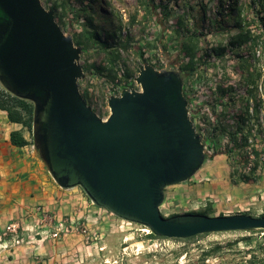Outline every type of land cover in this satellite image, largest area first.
<instances>
[{
  "label": "water",
  "instance_id": "obj_1",
  "mask_svg": "<svg viewBox=\"0 0 264 264\" xmlns=\"http://www.w3.org/2000/svg\"><path fill=\"white\" fill-rule=\"evenodd\" d=\"M82 49L41 0H0V84L34 106L33 143L55 183L158 238L264 231V217L165 218V190L191 180L207 155L178 68L145 65L101 118L81 94Z\"/></svg>",
  "mask_w": 264,
  "mask_h": 264
},
{
  "label": "rangeland",
  "instance_id": "obj_2",
  "mask_svg": "<svg viewBox=\"0 0 264 264\" xmlns=\"http://www.w3.org/2000/svg\"><path fill=\"white\" fill-rule=\"evenodd\" d=\"M41 1L47 10H52L55 3H67L68 14L64 23L58 24L64 33L73 36L74 42V36L81 33L86 15L91 11L98 16L97 24L103 40L107 39V31L122 26L123 31L117 33V39L131 42L129 51L122 52V64L136 73L135 78L145 65H151L158 71L168 69L173 57L178 55V39L182 36L189 37L191 32L196 31L200 34L198 59L203 57L205 62H199L194 74L186 78L184 75L187 72L183 73L181 67L187 59L179 54L180 64L176 66L183 76L186 87L184 94L188 102L191 97L196 102L193 107L189 104L190 118L206 146L207 159L204 164L223 162L231 167L232 174L234 167L242 165L243 158L237 150L234 151L235 142H232L231 137L241 126L244 131L254 129L255 137L251 138L258 149H264V31L257 20L256 10L247 8L251 0H154V5L159 7V10L148 20H144V17L149 0ZM233 4L244 9V18H239L237 11H231ZM166 6L174 12L170 21H164L159 14ZM84 8L85 12L82 11ZM57 12L61 15L63 11L59 8ZM76 13L80 15L79 18ZM247 14L251 23V35L260 37V45L256 51L249 49L248 44H231L241 30L239 23L247 18ZM179 16L186 20L184 31H177L175 22ZM216 21L222 22L220 30L214 25ZM109 42L115 44L113 39ZM77 47L82 49L80 64L85 73V79L79 82L81 94L101 118L107 119L110 115V97L120 96L124 90L140 88L136 82L129 85L130 87L122 83L117 86L107 77L100 76L91 66L103 64L105 54L95 49L85 52L83 46ZM223 48L226 50L224 55H218L216 51ZM256 71L261 77L258 79L257 89H254L251 95L248 92L247 77L248 73ZM208 82L210 85L206 84ZM207 100L211 103L207 104L204 111ZM258 101L262 102V106L259 108L257 122L254 114ZM247 104L250 109L249 118L242 125L241 116L245 115ZM6 124L5 116L0 114V150L11 154L6 150ZM26 131L33 142L32 131ZM4 163L3 166L7 161ZM2 180L5 181V178L0 177V182ZM73 192L72 202L65 204L61 212V223L64 224L61 232H58V227L52 235L48 230L44 233L45 245L42 252L46 264H264L263 233L212 234L192 242L148 239L149 229L120 220L109 211L93 205L80 187L74 188ZM260 208L259 211L254 208L249 211L247 208H235L232 213L261 217L264 215V207ZM239 210L242 213H238ZM183 211L184 207L172 200H165L161 209L165 218L184 214ZM202 212L208 213L209 216L218 214L219 210L210 206L197 211ZM38 213L51 219V212L44 210V206L34 208L33 215ZM17 216L18 218L6 227L5 233L18 236V244L25 245L28 241L25 234L33 232L24 231L22 227V224H25L27 229L24 220L28 215L19 211ZM14 229L16 230L13 231ZM32 236H35V233Z\"/></svg>",
  "mask_w": 264,
  "mask_h": 264
},
{
  "label": "crops",
  "instance_id": "obj_3",
  "mask_svg": "<svg viewBox=\"0 0 264 264\" xmlns=\"http://www.w3.org/2000/svg\"><path fill=\"white\" fill-rule=\"evenodd\" d=\"M0 114L7 120L4 125L8 131L6 150L11 152L6 154L0 150V177L5 178L0 182V264H46L42 252L44 233L50 231L52 235L58 230L62 222L61 212L65 204L72 202L74 189L63 190L55 183L34 146L16 148L11 145L12 132H22L31 142L30 134L22 125L10 123L6 112L0 110ZM4 161H7V167L3 166ZM252 174L255 182H235L229 165L223 162L204 164L191 180L168 187L165 200L182 205L184 213H195L210 206L219 210L218 214H210L211 217L233 215L235 208L259 211L264 207V166ZM37 206L50 211L51 219L41 213L33 215ZM19 211L28 215L24 220L27 229L22 224L23 230L33 232L25 234L28 239L25 245L18 244V236L5 233L6 227L18 218Z\"/></svg>",
  "mask_w": 264,
  "mask_h": 264
},
{
  "label": "trees",
  "instance_id": "obj_4",
  "mask_svg": "<svg viewBox=\"0 0 264 264\" xmlns=\"http://www.w3.org/2000/svg\"><path fill=\"white\" fill-rule=\"evenodd\" d=\"M50 2L51 0H47ZM261 1L264 0H251L250 4L247 6L249 10H256L255 13L257 15V20L264 31V2L261 3ZM153 3V5H151ZM66 2H61L60 4L55 3L54 6L51 8L55 13L56 21L59 24L64 23V18L67 16L66 11ZM70 5V4H69ZM89 6V3L87 4ZM61 8L62 14L58 15L57 10ZM159 10V7L154 5V0H149L146 3V12L144 20H148L150 17H154L155 13ZM243 8H240L237 6V4H233L231 11L232 12H238L239 18H244L243 16ZM83 12L86 11V8L82 9ZM164 21H170L172 20L174 16V12L169 7H164L163 11L159 13ZM77 18L80 17L78 13H76ZM97 14L95 12H89L88 15H86V19L84 21L83 29L79 35L74 36L75 37V45L77 46H83L85 52H89L91 49H95L98 52H103L106 56V59L103 64L96 66L92 65L91 68H93L97 74H99L102 77H107L110 79L112 83L119 86V84H125L128 85H134V80L136 73L134 71H131L126 67L125 64H122V52H128L130 49L131 42L129 40L122 42L121 40H118L117 33H121L123 31L122 26L119 27V29L113 30V31H107L105 34L107 36L106 40H103L100 33L99 25L97 24ZM246 19H239L241 22L239 23L238 27L241 29L239 33L237 34L236 38H234L231 41V44L233 46L238 45H244L248 44V48L252 50H257L260 43V37H255L251 35V31L249 30L251 23L248 21V14L246 15ZM175 22L177 31H184L185 30V18L183 16H179ZM244 22V23H243ZM214 25H216V29L220 30L222 27V22H214ZM199 36L200 34L196 31H193L190 33L189 37L182 36L178 39V56L179 54L181 56H184V58L187 59V62L185 65L181 67V70L183 73H190V75L194 74V71L196 70V67L198 63L205 62L202 59H198L199 57ZM113 39L115 44H110L109 40ZM225 49H218L216 52L218 55L223 56L225 53ZM190 61V62H189ZM184 75V74H183ZM261 77V74L256 72H250L248 73L247 81H248V92L249 94L253 95L254 89H257V82L258 79ZM251 86V87H250ZM252 88V89H251ZM262 106V102L258 101L256 104V110L254 114V118L258 122V115H259V108ZM0 110L3 112H6L7 118L10 123L12 124H19L22 125L23 128L32 131V125H33V112H34V106L29 101L17 98L10 93H8L5 89L0 87ZM249 104H247V111L245 112V115L241 116L242 125L247 121L249 118ZM254 136V129H248L244 131V128L241 126L234 135H232V142H235V148L234 151L237 150L238 154L242 156L243 163L246 162V156L244 154V149L248 145L249 139ZM239 137V138H238ZM264 140V138H263ZM10 143L12 146L16 148H24L26 146L32 145L34 146L33 142L28 141L25 139L24 135L20 131H14L10 134ZM38 152V151H37ZM257 156L259 153H256ZM242 163V164H243ZM259 167V164L257 163L255 165L256 171ZM233 179L235 182H244V183H251L255 182V179L253 177V174L245 176V175H239L237 172L234 171L233 173ZM211 209H209L210 211ZM185 214V213H184ZM195 214H201V215H207L208 213L202 212ZM180 214H174L171 217L178 216ZM222 216V215H221ZM170 217V218H171ZM261 217H264L262 215ZM233 233V232H230ZM248 233L254 234V233H263L264 231H250ZM212 234H206L201 235L195 238L187 239V240H178L183 242H192L195 240H198L202 237H207ZM148 239H166V238H158L154 236L152 233L147 236Z\"/></svg>",
  "mask_w": 264,
  "mask_h": 264
},
{
  "label": "built area",
  "instance_id": "obj_5",
  "mask_svg": "<svg viewBox=\"0 0 264 264\" xmlns=\"http://www.w3.org/2000/svg\"><path fill=\"white\" fill-rule=\"evenodd\" d=\"M135 82V80H134ZM216 82V81H215ZM207 85H210V83H206ZM216 86V84H215ZM188 88V87H187ZM186 89V87L184 86V90ZM209 98V96H207V99ZM211 102L210 101H206L205 102V105H204V111L206 110L205 107H207V104H210ZM189 104H190V107H193L196 102L194 101V98L191 97L190 98V101H189ZM222 108V106H221ZM188 109H189V106H188ZM190 110L189 109V113H190ZM251 114H253V111H251ZM206 147V146H205ZM244 154L246 156V162L243 163L242 165L240 166H236L233 168V172H237L239 175H245V176H248V175H251L254 170H255V165L258 163L259 164V167H258V170L261 169L263 166H264V149L260 148L258 149L257 148V145H255L254 141L252 138L249 139L248 141V145L245 147L244 149ZM259 153V155L257 156L256 153ZM162 209V207H161ZM74 224V223H73ZM76 227L78 225H75ZM64 227V224L63 223H60L59 224V230L58 232H61V229ZM16 229H14L13 231H15ZM148 234H151L150 231L148 230L147 231ZM57 234L54 235V237H56Z\"/></svg>",
  "mask_w": 264,
  "mask_h": 264
},
{
  "label": "flooded vegetation",
  "instance_id": "obj_6",
  "mask_svg": "<svg viewBox=\"0 0 264 264\" xmlns=\"http://www.w3.org/2000/svg\"><path fill=\"white\" fill-rule=\"evenodd\" d=\"M180 61H179V58H178V55H175L174 57H173V60L171 61V63H170V65L171 66H169V68L168 69H176L177 68V64H180L179 63ZM190 62V61H189ZM179 69V68H178ZM187 76H189L190 77V73H186V75H184V77L186 78Z\"/></svg>",
  "mask_w": 264,
  "mask_h": 264
}]
</instances>
